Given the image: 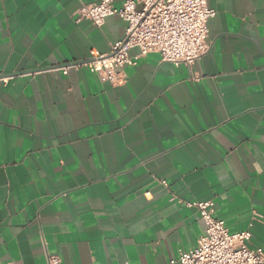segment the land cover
I'll list each match as a JSON object with an SVG mask.
<instances>
[{
    "label": "crops",
    "instance_id": "crops-1",
    "mask_svg": "<svg viewBox=\"0 0 264 264\" xmlns=\"http://www.w3.org/2000/svg\"><path fill=\"white\" fill-rule=\"evenodd\" d=\"M99 1L0 0V264H177L205 230L186 202L264 249V0H207L203 56L134 48L119 84L60 70L124 36L77 22Z\"/></svg>",
    "mask_w": 264,
    "mask_h": 264
},
{
    "label": "built area",
    "instance_id": "built-area-1",
    "mask_svg": "<svg viewBox=\"0 0 264 264\" xmlns=\"http://www.w3.org/2000/svg\"><path fill=\"white\" fill-rule=\"evenodd\" d=\"M214 15L207 0H127L121 7H115L113 0H100L82 5L77 22L86 20L100 27L107 17L116 16L126 22L125 34L108 53L91 50L86 62L60 70L66 75L68 68L84 66L101 81L119 84L120 70L135 64L129 55L134 48L138 57L155 53L161 62L192 65L209 49L207 22ZM185 205L196 208L205 230L194 249L179 253L177 264H264V249L248 247L251 233H229L223 221L214 218L212 201ZM47 264L61 262L49 257Z\"/></svg>",
    "mask_w": 264,
    "mask_h": 264
}]
</instances>
